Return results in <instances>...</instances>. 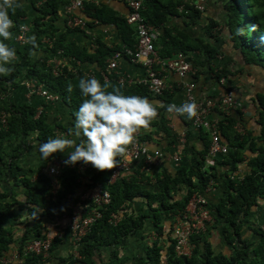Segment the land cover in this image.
Wrapping results in <instances>:
<instances>
[{
    "label": "trees",
    "instance_id": "obj_1",
    "mask_svg": "<svg viewBox=\"0 0 264 264\" xmlns=\"http://www.w3.org/2000/svg\"><path fill=\"white\" fill-rule=\"evenodd\" d=\"M26 1L31 12L28 20V40L34 36L36 47L27 41L16 51L18 61L9 65L12 68L11 73L7 76L0 75V94L17 87L20 79H34L58 96L60 104L67 109L72 121L65 127L55 123L54 119H48L44 112L35 118L36 107L29 103L17 106L3 104L8 118L5 128L0 129V152L3 141L10 137L18 141L15 149L18 152L19 148L27 147L28 141L40 145L48 138H54V129L65 131L69 135L70 129H74V113L84 99L78 82L86 77L79 69L80 66H95L103 71L110 54L121 50L119 46L107 47L96 41V47L88 51L86 47L67 42L68 31L77 30H69L64 25L65 31L59 32L54 27L58 10L65 3L63 0H41L38 6L36 4L40 0ZM187 1L194 3L196 0ZM215 1L220 7L223 21L218 27L210 20L204 34L205 39L208 37L216 40L217 35L226 32L229 42L238 51L243 62L258 66L264 73V0ZM180 4L182 0H143L141 16L146 23L159 31L152 41L153 48L162 59L170 58L178 52L188 54L197 51L204 57L203 62L209 63L218 53L209 42L174 27H165V23L172 16L186 19L187 22L183 21V26L186 27L201 18L203 13L197 12L188 3H184L185 13L178 14L176 8ZM26 11L23 8L16 9L14 13L9 11L15 25L11 29L12 33L22 24L27 16ZM82 14L88 26L92 21L100 25H111L121 45L129 48L135 45L134 29L125 24L124 17L107 6H94L83 2ZM216 27L218 29L215 34L207 35L209 30ZM44 39L48 40L47 44L42 43ZM4 42L13 48L14 43L10 40ZM32 52L41 54L33 56ZM57 52L60 56L79 63L78 67H74V72L63 69L61 74L54 76L45 67L43 61ZM226 74V71H220L215 78L218 80ZM96 79L102 85L108 83L119 88L124 95L148 97L141 85L120 86L113 78L108 82H103L101 78ZM69 85L72 86L71 92L68 91ZM106 90L112 91V87ZM256 99L258 114L255 134L249 131H244L243 135L234 133L235 120L232 117H223L218 121V135L224 139L223 144L226 146V153L216 158V163L221 168L218 177L221 181V197L215 204L208 203L210 222L206 226L205 234L190 238L193 248L189 257L175 256L169 229L171 218L185 208L190 197L195 193H202L208 183L214 181V167L204 168L208 139L189 166H179L171 172L160 165L156 166L159 167L158 170L151 167V179L139 172L140 164L133 166L126 176L119 177L111 184H108V179L113 169L99 171L92 166L88 180L80 182L75 169L66 168L60 174L59 185L54 194L46 176L39 175L35 181H30L31 175L47 166L52 156L43 160L31 172L18 165L19 154L11 155L7 162L2 163L4 177L12 179L15 186L23 189V201L13 200L8 203L5 200L9 194L0 192V264H3L2 258L13 249L20 254L21 264H160L162 258L164 264H264V224L257 228V238L253 241L242 237L240 233L249 214L257 207H264V95H257ZM204 135L208 138L207 134ZM240 166L245 167L242 176H233ZM151 185L154 188L152 192L146 188ZM95 187L108 191L110 200L100 211L101 217L80 238L78 258L71 254L64 258L54 256L55 250L63 243L64 231L69 234L67 228L63 230L61 238H52L47 259L32 253L23 254L22 248L26 241L44 239L54 221H60L74 211L73 201L83 191ZM136 200L142 202L143 208H133ZM81 206H86L85 211H88L91 204L82 202ZM14 207L17 213L13 212ZM22 211L27 213L28 219L20 221ZM114 213H118L120 218L112 225L108 223V219ZM212 222L222 225L224 241L230 245L229 256L215 254L205 239ZM146 224L152 230L154 238L147 242L141 255H124L126 241L141 236ZM15 226H23L19 237H15L12 232ZM57 227L54 225V228Z\"/></svg>",
    "mask_w": 264,
    "mask_h": 264
},
{
    "label": "built area",
    "instance_id": "obj_2",
    "mask_svg": "<svg viewBox=\"0 0 264 264\" xmlns=\"http://www.w3.org/2000/svg\"><path fill=\"white\" fill-rule=\"evenodd\" d=\"M63 16L64 25L69 30H77L89 35L91 26H97L96 21H92L91 25H87V20L84 18L83 2L82 0H63ZM125 8L124 21L127 26H130L135 31V45L132 48L120 45V51H113L106 59L105 69L99 72V78L103 82H108L113 78L120 86L141 85L145 88L147 94L151 97L159 98L165 95L166 91L172 89L165 82L166 75H173L177 81L174 82L176 88H179L183 94L184 102H195L198 105V115L189 120L192 129L199 132H204L208 136V146L206 156L210 158H217L226 153V146L220 141L217 131L218 120L210 119L209 114L217 111L222 114V117H227L231 110H242V103L230 92L223 94L217 99L202 97L196 98L194 94V83L184 82L183 78L186 76H194L195 70L188 61L186 53L178 52L170 58H160L153 48L152 41L156 38L159 31L150 24L146 23L141 16L143 9V0H120ZM42 1H38V6ZM184 3H188L194 10L199 13H204L206 0H196L194 3L182 0L176 11L178 14L184 12ZM30 33L29 26L20 24L15 32L13 39L14 43L23 46L28 41ZM42 43H48L47 39L42 40ZM119 59H126L130 63L139 66L143 70V77L141 79H124L116 76L117 62ZM44 65L51 70L52 75L58 76L63 69L67 72H74V67H78L79 63L70 58L60 56V53L49 56L45 59ZM85 76V75H84ZM93 77L92 75L85 76ZM20 85L26 91L27 96H38L43 102V106L35 108L34 117L39 116L43 111V107L59 100L56 94L48 91L43 84L38 83L34 79H22ZM5 94H0V129L6 126L8 114L4 110ZM239 135H243L240 124L235 123L233 126ZM54 138L64 137L72 138L65 131L54 129ZM185 145V134L181 131L176 139V146L172 153H163L160 151H149L146 143L141 139V131L137 134L136 142L128 146L127 154L119 157L117 167L111 172L108 184H111L121 176L132 170L133 166L140 164L139 172H143L151 179V167L161 165L165 160L169 161L178 167L183 146ZM91 164L85 165L83 162H78L75 165H66L64 161L57 158H50L47 166L37 170L30 180L33 182L39 175H44L49 179V183L54 194L59 185V178L61 172L66 168H73L78 174V181L83 182L88 180V176L81 179L83 173H89ZM233 176H238L236 172ZM213 180L208 183V186L202 193L193 194L188 200L185 208L171 218L169 229V237L172 240L173 252L177 257H189L193 248L190 238L206 233V226L210 222V210L205 195L212 189ZM79 201V211H73L66 216L65 225L50 232L44 239H31L26 241L23 245V254L32 253L40 255L42 259H47L49 256V247L52 238H61L63 230L67 228L70 234V253L74 258H78L77 248L80 238L86 234L90 226L101 217V210L104 209L110 200L108 191L100 188H89L83 191L77 198ZM82 202H88L91 207L85 211L86 206H81ZM120 216L118 213L111 214L108 223L114 225L118 222ZM154 234H152V239ZM22 259L20 254L13 249L9 254L2 258L3 264H21ZM160 264H164V258L160 260Z\"/></svg>",
    "mask_w": 264,
    "mask_h": 264
},
{
    "label": "crops",
    "instance_id": "obj_3",
    "mask_svg": "<svg viewBox=\"0 0 264 264\" xmlns=\"http://www.w3.org/2000/svg\"><path fill=\"white\" fill-rule=\"evenodd\" d=\"M84 2H89L91 5L97 6L98 4H103L116 12L118 15L124 17L126 13V8L120 0H82ZM26 11V17L22 21L23 25H28V20L30 19V9L28 8V2L26 0H21ZM57 20L54 22V27L59 30V32L65 31L63 24V7H60L58 10ZM210 20H213L218 27L221 26L223 21V15L220 11L218 3H211L210 0H207L205 5V11L202 14L201 18L195 24H187L183 26V21L187 22L186 19H183L180 16H172L165 23L166 28L174 27L178 31H183L193 37L205 39V31H207L208 23ZM90 34H84L80 31H68L66 34L67 42H74L79 46L88 48V51L96 47V41L103 43L107 47L119 46L121 45L120 39L117 36L115 29L111 25H100L91 26ZM216 29V30H215ZM214 30H209L207 35H213L217 31V27ZM215 39H205L206 42H209L212 47L218 52L215 57L209 61V63L203 62L204 57L197 51H193L187 54L188 61L191 66L194 68V76H186L183 78L184 82H193L194 94L196 98L208 97L217 99L223 94L230 92L234 97L242 103V110H231L228 114L229 118H234L235 123L240 124L243 132L249 131L253 134L256 133L257 129V114H258V103L256 96L264 95V73L258 66L245 64L238 54V51L235 50L231 43L228 40V35L226 32H223L221 35H217ZM15 37V32L13 33L12 39L10 42L14 43L13 39ZM29 37V35H28ZM21 46L16 43L13 44V48L17 51ZM38 53L37 55H40ZM36 55V56H37ZM17 56V52H16ZM17 59L14 61L17 62ZM81 72L85 76L92 75L95 78H99V68L95 66H80ZM226 71V75L220 77L216 80L215 76L220 71ZM116 76L122 77L124 79H141L143 77V70L126 59H119L117 62ZM167 85L172 86V89L165 92L163 97L155 98L148 95V99L152 102H159L165 106L170 104H175L180 106L183 103V94L179 88H176L174 82L177 79L173 75H166L164 78ZM22 79L18 81L17 87L11 88L8 92L5 93L4 104L10 105H22L24 103H29L35 107L43 106V102L38 96H27L26 91L20 85ZM44 114L48 119L55 121V123L61 124L63 126H69L72 118L70 117L67 109L63 107L59 100L51 104H47L43 107ZM159 115L156 120H154L148 130H141L142 140L148 146L149 151H160L163 153H172L176 146V139L178 134L183 131L185 134V145L182 148L179 166H189L192 162L193 157L200 151H202L204 144H207L206 136L204 132H199L194 130L190 126L189 119L186 116L177 115L175 113H168L166 107H161L158 109ZM210 119L221 120L222 114L213 111L209 114ZM72 138H74L72 136ZM220 141L224 143V139L220 137ZM17 140L13 138H8L3 141L2 148L0 152V192L4 194H9V197L5 200L6 202H12L13 200L17 202H22L23 189L19 186H15L12 179H6L4 177V170L2 163L7 162L11 155L18 157V165L23 170L35 171L44 159H42L38 148V143L27 142V147L17 148ZM78 143V141H77ZM74 149H66L65 152H57L52 155V157L65 161L68 158V154ZM204 168L207 169L211 166L214 167L212 171L214 173V181L212 189L205 195L207 202L215 204L221 197V189L219 181V175L221 168L216 163V158L204 157ZM160 167L167 169L168 171L174 170V165L169 161L165 160L161 163ZM157 170L159 167H155ZM244 166H240L237 170L239 176H242L244 173ZM30 175V174H29ZM33 175V174H32ZM31 175V176H32ZM88 176L87 173L81 175V179L84 180L85 176ZM31 181V180H30ZM149 191H154L153 186L146 187ZM73 210L79 211V201L75 199L72 203ZM134 209L143 208L142 202L136 200L132 205ZM13 212H16V208H12ZM259 210L264 212V207H257L251 213L258 214ZM65 216V215H64ZM249 217V216H248ZM20 221L28 219L27 213L22 211L19 217ZM66 223V219L63 217L60 221H54L50 227V230L63 227ZM54 225H57V228H54ZM63 225V226H61ZM165 230V227H164ZM12 232L15 237H19L23 232V226H15L12 229ZM242 237L249 238L253 241L255 238H251L249 231L246 228L242 227L241 230ZM152 230L149 228V225L146 224L145 229L142 232V235L128 239L125 244V249L123 251L124 255L134 256L141 255L144 250L147 242L152 238ZM211 245V249L215 254L221 253L222 255H230V245L224 241L222 235V225L219 223L212 222L210 229L205 237ZM70 253V234L64 231L63 243L55 250L54 256L66 257ZM103 255V254H102ZM106 256H104V259Z\"/></svg>",
    "mask_w": 264,
    "mask_h": 264
},
{
    "label": "clouds",
    "instance_id": "obj_4",
    "mask_svg": "<svg viewBox=\"0 0 264 264\" xmlns=\"http://www.w3.org/2000/svg\"><path fill=\"white\" fill-rule=\"evenodd\" d=\"M23 7L21 0H0V75L3 76L11 73L9 65L17 59L16 50L4 42L12 39L11 29L15 27L9 11L14 13ZM28 42L36 47L34 36ZM31 54L36 55L35 52ZM78 87L84 99L74 113V129L69 131L74 138L50 137L41 143L38 151L44 160L54 153L74 149L64 161L66 165L83 162L99 171L112 170L117 167L118 158L127 154L128 146L136 142L137 134L148 130L158 118L159 108L166 107L168 113L186 116L189 120L198 115V105L194 101L184 102L179 107L175 104L165 106L146 97L124 95L119 88L108 83L102 85L95 77L81 78ZM109 87L112 91L106 90ZM68 91H72L71 85Z\"/></svg>",
    "mask_w": 264,
    "mask_h": 264
},
{
    "label": "rangeland",
    "instance_id": "obj_5",
    "mask_svg": "<svg viewBox=\"0 0 264 264\" xmlns=\"http://www.w3.org/2000/svg\"><path fill=\"white\" fill-rule=\"evenodd\" d=\"M211 3H216L215 0H210ZM234 133H237L234 130ZM264 224V212L259 210L258 214H249V217L247 218V223L245 225H243V228H246L249 231V235L251 236V238H255L256 236V230L257 228H259L260 226H263ZM254 231V232H252ZM71 252V251H70Z\"/></svg>",
    "mask_w": 264,
    "mask_h": 264
}]
</instances>
